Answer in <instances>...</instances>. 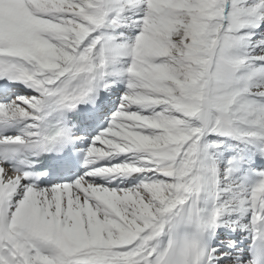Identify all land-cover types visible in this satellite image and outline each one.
I'll list each match as a JSON object with an SVG mask.
<instances>
[{
  "label": "snow or ice",
  "instance_id": "snow-or-ice-1",
  "mask_svg": "<svg viewBox=\"0 0 264 264\" xmlns=\"http://www.w3.org/2000/svg\"><path fill=\"white\" fill-rule=\"evenodd\" d=\"M0 264H264V0H0Z\"/></svg>",
  "mask_w": 264,
  "mask_h": 264
}]
</instances>
